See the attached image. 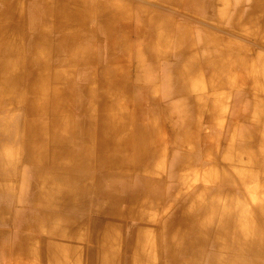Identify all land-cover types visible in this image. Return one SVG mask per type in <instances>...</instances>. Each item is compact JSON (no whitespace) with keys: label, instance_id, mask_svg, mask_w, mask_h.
Instances as JSON below:
<instances>
[{"label":"bare ground","instance_id":"1","mask_svg":"<svg viewBox=\"0 0 264 264\" xmlns=\"http://www.w3.org/2000/svg\"><path fill=\"white\" fill-rule=\"evenodd\" d=\"M46 1L49 2V0H37L41 4L47 3ZM56 2L57 10L54 8L43 15L52 17L49 26H41L40 15L37 13L36 24L34 26L33 22L30 24L34 31L33 42L30 46H25L22 52L21 48L20 51L17 50L19 46L17 39L22 38V30L13 27L0 28V45L2 47L0 53V101L11 94L13 97L9 101L26 103L30 111L28 125L22 133L30 138L24 144L25 158L34 168L33 184L35 186L32 187V198H37L38 204L44 207L42 208L44 210L40 211L39 218H36V223L47 225L48 229L43 228L45 236H42V240L44 242L47 241L45 239L50 240L44 245L37 244L35 240L32 244L35 235L40 236V233L34 231L35 233L23 237L21 236L22 228H29L28 230L32 231L31 228L34 226L18 222L19 226L15 233L16 246L9 255V258L12 257V264L20 263V260L15 257L20 256L23 251L26 256L35 261V264L47 259L51 264H68L73 256H75L74 261L78 262L76 251L66 250L62 244L53 242V239L62 241L64 238L63 230H58L56 224H60L62 227L65 225V228H69L70 231L72 227L79 228L83 224L93 225L102 211L104 214L117 211L116 208L109 206L103 210L100 205L98 206L100 200L109 201L114 206L125 200L126 203H129L130 207L128 208L145 209L144 203H150L151 198L156 196L154 189H151L153 181L150 177L144 179L140 176L138 180L141 181V185L137 186L133 185L132 180L120 184L115 183L116 174L113 175L110 171L115 168L124 171L141 169V171L149 173L153 160L160 156L163 149L159 143L162 132L171 134L173 137L178 134L186 135L184 141H170L173 148L184 153L187 152V143L195 140V133L199 128L197 124L190 122H184L181 129L177 124L169 123L168 110L158 102L155 103L157 108L154 107L153 102L156 100L150 98L154 94L153 87L148 85L143 87V84H140V77L136 78V82L131 80L129 67L126 69L120 65L111 67V63H117L111 57L105 64L97 61V52L93 51L92 42L86 43V40H83L82 27L93 17H99V30L93 27L83 32L87 33L86 37L89 34L95 37L101 30L111 39L109 45L111 47L114 43L112 38L117 39L120 35L117 28L111 27V23L121 17L119 11L105 12L107 10L103 8L104 4L99 5L104 10L94 7V4L88 8V4L92 3L88 0H56ZM50 3L53 4V0H50ZM32 8H34V3ZM67 8H72V10ZM85 8H88L87 12L83 10ZM64 9L69 13L59 18L60 13L65 12ZM1 15L0 13V17ZM255 18V15L249 14L244 17V20L251 24L255 23ZM65 21L68 22L69 32L62 35L61 43L56 49H61L67 54L65 63L68 67L67 73L71 75L69 70L73 71L78 67L99 69L101 74L99 83L103 91L97 93L101 94L93 93L89 87L90 84L93 85L91 82H93L94 71L92 70L87 76V84L74 91L69 97H66L62 88H53L48 84L45 71L49 70V65L47 66L46 63L49 54L50 32L53 27L59 30L64 29ZM52 23H56V26L50 27ZM113 29H115L114 32ZM151 39L152 41L145 46L148 53L146 61L149 63V65L147 64L148 70L152 69L151 64L155 63L154 61L164 58L153 51V48L160 44L156 41H163L162 34L158 36L154 30ZM187 39L185 31H180L175 36L174 47L178 49L181 60L170 70L176 88L166 96L188 94L193 90V87L200 86L202 84L201 73L204 69L209 72L205 77L209 92L216 96L217 91L221 88L234 87L237 84L236 81L234 82L232 73L234 68L230 66L232 63L237 65L236 71H238L239 77L249 76L253 83L255 74L249 66L243 64L240 58H230L229 49H217L211 43H202L204 54L199 61L200 66L195 67L192 44L184 46L185 42H188ZM165 44L169 47L168 42ZM118 46L124 50H128V47L131 48L125 40H119ZM19 52L27 57H22ZM89 53H93L95 57H90ZM218 54H221V57H217ZM12 55L24 64L27 62V66L32 70L35 67L32 76L30 73L31 80L27 85L26 94L19 93L17 88L19 78L15 74L16 69L5 65L10 63L8 59ZM60 76V72L55 73V77L60 78ZM171 82L169 77L165 76V84L169 85ZM70 87L72 88L71 81L66 84V88ZM139 92L142 97L138 95ZM142 100L149 102L147 109L142 107ZM253 100L255 99L253 98ZM194 101L200 106L199 100L195 99ZM72 109L77 110L78 114L76 115ZM214 109L215 105L212 107V113ZM253 110L255 117L264 115V110L258 109L256 103ZM154 112L160 113V115L157 116ZM144 113L148 118L147 125L138 123L139 120H143ZM47 116H50V119L45 122ZM155 119L157 122L154 121ZM255 124L258 125L257 121ZM0 132L9 131L1 124ZM261 141L263 144L259 146V150L264 152V138H261ZM232 148L230 147L227 153L232 151ZM229 158L227 156L225 160L227 161ZM228 161L230 162V160ZM239 163L234 161L233 164H242ZM97 170L101 171L104 177L94 176ZM6 176L5 173H0V180L5 181ZM83 180H88V184H81ZM129 190L127 198L121 195L122 192L126 193ZM89 194H93L90 200H88ZM243 195L246 198H243L241 202L231 197L226 204L220 206L217 204L219 199L216 200L213 196L212 202L200 205L201 209L198 214H195L194 210L190 208L198 203L201 196H204L201 193L199 197L189 201L188 205L180 208L177 211L179 213L177 220L173 218V224L164 226V229L169 231L166 242H164L168 264H264V200L256 199L253 194L250 196L245 192ZM79 207L85 208V216L90 219L73 220L74 218L65 214L71 209L79 210ZM0 212V221H3L1 209ZM136 214L141 215L138 212ZM94 215L97 217L95 218ZM148 218L149 216L146 215L144 218L138 219ZM96 225L94 224L92 228L94 232L89 237L98 246L97 252L100 255L98 264H120L118 229L108 226L103 236L99 238L95 232L102 229ZM38 230L42 231L40 228ZM133 236V241L129 243L131 257L128 264H153V253L156 251L150 240L143 238L141 231L139 234L135 231ZM6 237V233H2L0 236V238ZM208 240L216 244L218 248L216 252L227 253L231 258L227 257L228 261H219L213 253L209 254V257L205 256L204 246ZM91 264L97 263L92 262Z\"/></svg>","mask_w":264,"mask_h":264},{"label":"rangeland","instance_id":"2","mask_svg":"<svg viewBox=\"0 0 264 264\" xmlns=\"http://www.w3.org/2000/svg\"><path fill=\"white\" fill-rule=\"evenodd\" d=\"M88 1H92V3L88 4V8L94 4V7L100 10L106 9L107 11L105 12L116 10L121 13V17H118L116 22L111 23V27L117 28L120 34L117 39L112 38L114 43L111 47L109 46L111 39L101 30L98 31L95 37H92L90 34L86 37V30L93 27H100V25H98L99 17H93L89 22L84 23L85 26L82 27V30L85 32L81 31V35L84 38L83 40H86V43L92 42L94 46L93 51L97 52V61L101 62V64H105L108 58L111 57L117 62L111 63V67L114 68L118 65L123 69L129 67L131 70V80L136 82V78L140 77V84H143V87H145V85L153 87L154 94L150 98L156 100L153 102L155 109L157 108L155 103L158 102V104H162L161 106L168 110L169 123L177 124L179 129L183 128L184 122L197 124L199 127L197 133H195V140L193 139V141L187 143V152L184 153L177 148H173L170 145V141H184L183 139L186 135L180 136V134H178L176 137H173L171 134L169 135L162 132L159 143H161L163 149L162 152H160V156L153 160L150 171L147 170L149 173L141 171V169H137L136 171H124L120 168H115L113 171H110L113 175L116 174L114 178L115 183L121 184L122 182L125 183L132 180L133 185L137 186L141 185V181L138 180L140 176L144 179L145 177H150L153 181L151 189H154L156 196L151 198L150 203H144L145 208H150L151 204L159 206L162 203V198L157 187H161L163 182H157L155 174H158L157 170H159L160 166L163 164L164 157L167 154H171L173 159L175 157V151L181 152V154H184L187 158L190 153L204 154L203 152H205L206 154L212 155V158L209 160H202V158L199 157L202 161L189 160L188 162V164L193 166L192 168L194 170L196 169L195 167L198 169L204 167L207 170L211 167L204 175L203 173H199V179L197 182H193L190 185V189L187 191V196H190L196 194L202 188L208 189L206 191L207 195L201 196L198 203L190 208L194 210L195 214H198L199 209H201L200 205L203 206L212 202L213 196H215L216 200L217 198L219 199V201L217 200L219 206L224 203L226 204L228 202L227 200L231 197L241 202L243 198H246V196L243 195L244 192L246 194L248 193L250 196L253 194L256 199L264 200V152H260L259 150V146L263 144L261 138H264V115L255 117L253 114L255 103L256 105L258 104V109L264 110V16L261 18V16L257 14V12L262 9L264 0H253L251 4V13L249 14L256 16L255 23H247L236 8L234 16L229 19L231 20L232 26L238 30L242 29V27H244L243 25H246L244 28L247 33L255 37L254 39H245V42L239 39H235V42L232 39L226 38L227 36L219 38L217 35L203 33L196 35L191 32L190 26L186 23H175L174 16L179 14V11L189 14L202 12L201 8H203V6L201 0H159V4L163 5V9L167 10V14L157 11H153L155 12V14H153L144 10L140 3L135 2L132 4L125 0L122 7L119 5L121 0ZM195 1H197V3H195ZM227 2L228 0H211L206 8L211 9L218 4H221L224 8L227 6ZM33 3L34 8H32ZM100 4H104V9L100 8ZM168 5H174L177 11L171 13V8ZM54 8L57 10L56 0H53V4L50 3V0L43 4L37 2V0H0V13L2 14L0 17V28L13 27L22 30V38L20 40L17 39V45H19L17 50L20 51L21 48L22 52L25 46L28 47L33 42L34 31L30 24L32 22L33 26L36 24V17L39 14L41 26H49L52 17H44L43 15ZM88 8L83 10L87 12ZM67 9L72 10V8ZM64 10L65 12H61L59 18L69 13L66 9ZM220 16L221 14L216 16L217 20L221 19ZM53 25L56 26V23H52L50 27ZM63 25L64 29L59 30L53 27L50 32L48 46L49 54L46 63L47 66L49 65V70L47 69L45 71L49 86L53 88H62L66 97H69L74 91L83 88L81 86L87 84V76L92 70L94 71V77H92L93 82H91L93 85L90 84L89 87L93 90V93L102 92L103 88L99 83L101 80L99 69L95 67H78L73 71L69 70L71 75L67 73L68 67L65 65L67 54L61 49H56L59 43H61L62 35L69 32L67 29L69 27L68 22L65 21ZM84 27L86 28L84 29ZM114 30L115 29H113V32ZM154 30L158 36L162 34L163 41L157 40L156 42L160 44H157V46L153 48V51L158 55L164 56V58L154 61L155 63L151 64L152 69L148 70L147 67L149 63L146 62L148 60V53L145 50V46L152 41L151 38H153ZM180 31H185L188 36V42H185L184 46L189 43L192 44L195 67L200 66L199 61H201L202 54H204L201 47L202 43H211L214 48L229 49L230 58H240V61L249 66L251 71L255 74L254 81L251 83L252 80L249 76L247 77L244 75L245 77L241 78L237 75L238 71H236V64L232 63L230 65L234 68V72L232 73L234 82L236 81L237 84L235 85L236 87L226 86L222 88L223 91L226 92L224 97L225 100L227 99V104L230 107L228 111H225L224 105L219 106L222 98H220L218 102L217 97L215 99V96L209 92V88L205 82V77L209 74L206 69L202 70V77L200 79L202 84H200V86L193 87V90L188 94H173L166 96L171 92L170 90L173 91L176 88L175 80H173L170 70L181 60L178 49L174 47L176 42L175 36ZM119 40H125L130 44L131 48L129 49L128 47V50H124L118 46ZM165 42L169 43V47L175 49L167 47ZM1 48L0 45V53L2 52ZM6 49L8 50L9 47L7 46ZM21 52H19V54ZM20 55L22 57H27V55ZM12 56L8 59L10 63H6L5 65L11 69H16L15 74L19 78L17 88L19 93L26 94L28 90L27 85L31 80L30 73L32 76L35 72V67L34 70H32L27 66V62L24 64L22 61L18 60L16 56ZM89 56L92 58L95 57L93 53H89ZM217 57H221V54H218ZM172 58H174L175 61H173L172 64H168L167 61L172 60ZM160 61L165 63V65L160 64ZM158 71L160 72V76L156 75ZM57 72L61 73L60 78L55 77V73ZM165 76H168L169 80L172 81L169 85H167V83L165 84ZM70 81L72 83V88H66V84ZM216 82L219 83L220 81ZM206 87L209 93H203ZM162 88L164 92H162ZM229 91H231V93H229ZM159 92L162 93L160 94L161 96L158 97L157 93ZM216 94L218 95V93ZM138 95L142 97L140 92ZM173 96L176 98L175 100H172ZM179 96L181 98H178ZM12 97L13 96L10 94L0 101V125H4L7 131H9L5 133L0 132V173H5L7 175L5 181L0 180V209L3 213V221H0V236L2 233H6V238H14L16 240L15 233H17L19 226L18 222H24L26 224H32L34 227L31 228L32 231L28 230L29 228L26 229L23 227L21 236H28L29 234L35 233L34 231H37L40 233V236L35 235V239H33L31 243L33 244L35 240L37 244L44 245L46 242L50 241L45 238L44 239L47 240L46 242L42 240V236H45L43 228L46 227L48 229V227L44 225V223H36V218H39L40 211H43L44 209L42 208L44 207L38 204L37 198H32L34 168L27 162L24 148V144L26 141L30 140V138L22 135L23 130L26 128V125H28L30 111L26 103L21 101L18 103L9 101ZM253 98L255 100H253ZM195 99L199 100L200 106L195 103ZM166 100L170 101L163 104ZM96 103H98V101H96ZM141 103L142 107L144 109L146 107L147 109L149 102L142 100ZM213 105H215V109L212 113ZM72 111H74L76 115L78 114L77 110L72 109ZM154 113H156L157 116L160 115V113ZM223 115L226 116L222 119ZM49 119L50 116H47L44 121L46 122V120L48 121ZM221 120L222 124L220 125ZM154 121L157 122V119ZM256 121L258 125L255 124ZM138 123L147 125L148 118L146 113H144L143 120H139ZM230 147H233V152L230 151L227 153ZM246 149L247 151H245ZM227 156L230 157L228 159L230 162L225 160ZM178 160H180V158L175 159V161L172 160L175 166H177ZM234 161H238L240 162L239 164L242 163L241 165L245 166V182L240 173L241 170H237V167H233L236 165L233 164ZM196 162L199 163L197 164ZM202 163H206L209 167L207 168L206 165L203 166ZM195 164L197 165L195 166ZM94 171L91 172L94 173ZM98 175L103 176L101 171L97 170L94 176ZM202 175L204 180H201ZM180 177L181 176L178 175V185L181 184ZM186 179L190 180V178ZM81 184H88V180H83ZM116 185L118 186L119 184ZM238 185L240 187L243 186L240 192ZM129 192L130 190L126 193L122 192L121 195L127 198ZM238 193L239 196L235 197ZM92 196L93 194H89L88 200H90ZM188 203L189 201L187 198L180 208L188 205ZM99 205L103 210L107 208L106 206H109L110 208H116L117 211L111 214H104V211H102L99 217L94 215L95 218H97L96 222H93V225L83 224L79 228L72 227L70 231L69 228H65V225L62 227L60 224H56L58 230H63L64 238H60L62 241L53 239V242L62 244L66 250L76 251L75 254L78 258V262L74 261L75 256H73L68 264H91L92 262L98 264L100 259V255L97 252L98 246L95 241L89 237L92 232H94L92 230L94 224H97L96 226L102 229L95 232L99 238L103 236L108 226L118 229L120 235V243H118L120 248V264H128L130 261L129 243L133 241L135 231H137L138 234L139 231H141L143 238L149 239L153 249L156 251L153 253V264L169 263L167 259V249L164 247V242H166L167 239V234H164V226L173 224V218L177 220L179 214L177 211L180 209L176 211L175 217L172 218L171 214L174 212V207H171V210L161 215L162 218L157 222L154 216H149V218L145 220H139L138 218H144L147 215L145 210L140 207L128 208L130 207L129 203H126L125 200L118 203L117 206L112 205L109 201L100 200L98 206ZM84 209V207H79V210L71 209L68 210L67 213H64L74 218L73 220L79 218L82 220L90 219L85 216ZM136 212L141 215L136 214ZM168 220L169 222H167ZM36 225L37 229L35 228ZM21 226H23V224H21ZM38 228L42 231L38 230ZM167 233H169V231H167ZM162 235L164 236L161 239L160 236ZM217 249L216 244L208 240L204 246V254L209 257V254L213 253L217 257V260H227L228 254L218 253L216 252ZM15 258L20 260L19 264H35V261L26 256L24 251L20 256L17 255ZM229 258H231V256H229L228 259ZM38 264L51 263L47 259L46 261L38 262Z\"/></svg>","mask_w":264,"mask_h":264},{"label":"crops","instance_id":"3","mask_svg":"<svg viewBox=\"0 0 264 264\" xmlns=\"http://www.w3.org/2000/svg\"><path fill=\"white\" fill-rule=\"evenodd\" d=\"M125 1H129L132 4H134L135 2L140 3L143 6V9L146 11H149L153 14H155V12L153 11H157V12H162L163 14H167V10L163 9V5L159 4V0H125ZM123 2L124 0H121L119 2L120 7L123 6ZM211 2V0H201V4L203 6V8H201L202 12L199 13H182V12H178L179 14L174 16V20L175 23H186L187 25L190 26L191 32L194 34H199V33H203V34H210V35H217L219 38H229L232 39L233 41H235V39H239L243 42H245V39H254L255 37L251 34L249 35L246 31V29L244 27H246V25H243L244 27H242V29H236L234 28V26H232L231 24V20H229L232 16H234L235 14V8L237 9L238 13L242 16L245 17L247 16L250 12V7L251 4L253 3V0H228L227 2V6L226 7H222L221 4L215 5L213 8L209 9L206 8V6ZM155 3V4H154ZM195 3H197V1H195ZM171 8V13L174 11L176 12V7L174 5H168ZM239 7V9H238ZM152 10V11H150ZM221 14V19L217 20L216 16ZM258 16H261V18H263L264 16V1L262 3V9L257 12ZM236 42V41H235ZM240 43V42H239ZM173 61H175L174 58H172V60L167 61L168 64H172ZM160 64L165 65V63H163L162 61H160ZM157 76H160V72L158 71L156 73ZM172 91V90H170ZM228 91V90H227ZM232 91V90H231ZM231 91H229V93H231ZM162 92L163 88H162ZM162 92L157 93V96H161L160 94ZM207 93L208 89L207 87L203 90V93ZM209 93V92H208ZM218 95L215 96V99L217 97V100L219 102V99H221V102L219 103V106L224 105V109L225 111L229 110V106L227 104V99L225 100V91H223V89L221 88L219 91H217ZM233 93V91H232ZM178 98H181L180 96ZM176 98L173 96L172 100H175ZM170 101V100H169ZM168 100H166V102H164L163 104H166L169 102ZM227 115V112H226ZM225 115V116H226ZM223 115L222 119L225 117ZM205 124V123H204ZM222 124V120L220 125ZM168 138V137H165ZM171 152V151H170ZM233 152V151H232ZM204 154H197V153H190L188 158L187 156H184V154H181V152L175 151L174 152V158L172 159V155L171 154H167L164 157V162L163 164L160 166L158 171V174H155V178L157 182H163V185H161V187H157V189L159 190V194L161 195V200L162 203L157 206L155 204H151L150 208H145V213L148 216H154V219L157 220V222L162 218L161 215L166 214L167 212H169L171 210V207H174V212L172 215V218L175 217L176 215V211L178 209H180V206H182L183 202H185L188 198V201H191L193 198H197L199 197V195L201 193H203V195L205 196V191H207L208 189L202 188L200 191H198L196 194L194 195H190L187 196V191L190 189V185L194 182H197L198 175L199 173H203V175L205 173L208 172V170L211 168L209 167V165H207L206 163H202L203 166L206 165V167L208 168V170L204 167L201 168H197L194 170L192 167V165L188 164L189 160H201L199 157L206 160H209L212 158V155L210 154H206L205 152H203ZM206 155V156H205ZM215 155V153H214ZM180 158V160H178V163L175 166L173 164V161H175V159ZM201 160V161H202ZM197 164L199 162H196ZM195 164V166L197 165ZM160 165V164H159ZM233 167H237V170H241V174L243 176V181L245 182V178H246V174H245V166L244 165H240L238 166L237 164ZM232 167V169H233ZM204 168V169H203ZM206 169V170H205ZM178 175L181 176L180 180H181V184L178 185ZM203 175L201 176V180H204ZM186 178H190V180H187ZM238 184V183H237ZM239 186V185H238ZM172 187V188H171ZM243 189V186H239V192L240 190ZM239 193L237 195H235V197H238ZM187 197V198H184ZM155 206V207H154ZM169 222V220L167 221ZM167 234V231L164 230V234ZM164 235L160 236V238L162 239Z\"/></svg>","mask_w":264,"mask_h":264},{"label":"clouds","instance_id":"4","mask_svg":"<svg viewBox=\"0 0 264 264\" xmlns=\"http://www.w3.org/2000/svg\"><path fill=\"white\" fill-rule=\"evenodd\" d=\"M16 246L14 238H0V264H12L9 255Z\"/></svg>","mask_w":264,"mask_h":264}]
</instances>
